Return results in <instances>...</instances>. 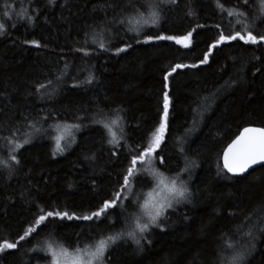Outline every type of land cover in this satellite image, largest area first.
<instances>
[{"label": "trees", "instance_id": "16d2710c", "mask_svg": "<svg viewBox=\"0 0 264 264\" xmlns=\"http://www.w3.org/2000/svg\"><path fill=\"white\" fill-rule=\"evenodd\" d=\"M7 2L16 6V12L27 9L32 14L33 9H38L41 15L34 24L17 16L2 17L5 0H0V22L7 28L0 36V126L3 127L20 123L24 116L35 115L41 108L55 110V119L66 115L65 109L81 105L92 108L100 102L101 106L125 108L126 131L130 137H138L157 122L165 71L175 63L198 64L216 34L215 30H199L189 49L172 41H157L133 44L119 56L114 55V48L112 52L101 51L82 62L79 58L82 54L69 50L80 46L76 42L84 39L90 25L105 19L111 21L119 14L120 8L112 0H56L54 6L48 0ZM185 3L195 8L196 19L185 17L181 4L161 22L167 34H181L196 22L211 24L218 19L213 17L211 0H185ZM125 27L111 28L113 44L122 46L123 40L132 42L136 33L125 32ZM257 27L264 31V24L258 23ZM159 30L155 26L143 29L148 33ZM31 40L40 41L42 46L25 43ZM63 53L68 54L66 58L75 64L76 71L81 67L89 69L97 80L75 90L69 81L60 94L50 99L39 100L31 95L30 86L35 81L52 77L57 66L64 67L60 59ZM69 72L75 74L72 69ZM86 74L79 71L81 79ZM170 81L174 110H170L171 138L165 149L169 155L178 152L181 138L193 125L197 102L200 110L207 109L203 122L197 118L198 131L191 134L185 145L199 164L190 185L194 195L191 203L179 205L174 212L169 210L167 230L155 229L148 236L151 245L145 243L144 249L138 250L131 240L120 242L122 246L115 248L111 264H211L221 236L232 235L238 228L247 231L251 226L249 221L257 223L264 217V168L246 178L217 175L220 154L237 131L244 126L264 125V49L235 45L215 50L208 64L179 70ZM76 138L78 143L64 155L52 156L54 141L38 135L26 146V151L22 150L24 156L16 170L9 172L0 167V237H16L21 227L26 226L25 221H30L36 213L37 204L48 210H51L49 205H56L80 214L94 209L114 189L122 163L110 158L111 145H102L100 133L92 129L77 133ZM92 152L97 160H84ZM6 158V151H0V159ZM64 223L69 236L79 230L78 226L95 227L82 221ZM22 243L18 250L0 254V264H37L34 258L38 254L29 251L36 241ZM248 260L249 264H264V238L255 241ZM39 264L45 261L39 260Z\"/></svg>", "mask_w": 264, "mask_h": 264}, {"label": "snow or ice", "instance_id": "6c2138e0", "mask_svg": "<svg viewBox=\"0 0 264 264\" xmlns=\"http://www.w3.org/2000/svg\"><path fill=\"white\" fill-rule=\"evenodd\" d=\"M39 2V0H36ZM120 8L118 15L109 20H101L89 26L84 33V39L77 41L79 47L73 46L69 51L82 54L79 58L98 56L101 51L112 52L119 56L128 52L133 44H153L157 41H172L185 49L192 48L194 34L199 30H215V35L202 54L198 64L175 63L170 70L165 71L162 84V105L157 122L147 131H141L138 137H130L126 131L127 110L122 106H101L100 102L92 108L78 106L65 109L66 115L53 118V111L41 108L35 115L29 113L20 123L13 122L7 127L0 126V151H6L7 158L0 159V167L12 172L21 165L26 146H30L38 135L54 141L51 155L64 153L77 144V133L92 129L100 133L101 144L111 145L110 158L120 160L122 167L117 173L118 179L113 190L100 204L87 212L77 214L75 210H63L56 205H49L51 210L36 205L37 211L30 221H25L16 237H0V254L10 253L23 246L22 242L36 241L29 249L37 253V264L44 260L45 264H111V257L120 242L131 240L143 250L145 243L152 244L148 238L155 229L166 231L169 210L173 212L181 204L191 203L192 173L199 164L192 159L185 145L195 131L197 118L204 120L207 109L200 110L197 102L193 109L195 117L193 125L187 129L185 137L180 140L178 152L169 155L165 149L170 134V110H174L173 97L170 95V77L185 68H198L208 64L209 57L215 50L235 45L257 46L264 49V31L257 24H264V0H211L213 17L209 24L196 22L181 34H167V29L161 28V22L175 9L184 4L185 17L196 19L195 8L185 3V0H112ZM49 5H55L56 0H48ZM255 5V7L253 6ZM15 5L5 0L2 17L12 19L17 16L34 24L41 15L40 10L33 9L32 14L27 9L15 11ZM209 17V19H213ZM114 25L127 27L125 32H134L135 36L122 41V46L113 44L111 28ZM15 26V25H13ZM145 26H155L159 31L144 32ZM7 31L6 24L0 22V36ZM143 38H140V37ZM107 41V43L105 42ZM39 48L38 40L25 41ZM46 46V45H45ZM67 53L61 54L64 67L57 66L52 77L35 81L31 86V95L39 100L50 99L60 94L71 81V89H80L92 85L97 77L89 69L81 67L79 71L87 74L83 79L76 71L75 64L69 61ZM256 59H260L257 57ZM94 67V66H91ZM69 69L73 73L70 74ZM259 71V69H257ZM52 121V123H49ZM47 125V127L45 126ZM98 126V127H93ZM140 126L137 125L139 130ZM132 139V143H129ZM123 141V144L121 143ZM86 161H96L97 155L92 152L84 156ZM221 163L217 165V175L224 173L229 178H246L260 168H264V125L244 126L230 139L220 154ZM175 161V163H173ZM187 175V179L185 176ZM144 189H148L145 193ZM264 207V205H262ZM66 208V206H65ZM66 221L89 222L95 227L85 229L78 226L71 236L65 231ZM247 231L238 228L232 235L225 233L219 238L215 259L211 264H249V256L255 248V241L264 238V217L257 223L249 221ZM239 236V238H237ZM43 237L42 239H38ZM43 253V255H39Z\"/></svg>", "mask_w": 264, "mask_h": 264}, {"label": "rangeland", "instance_id": "374dc122", "mask_svg": "<svg viewBox=\"0 0 264 264\" xmlns=\"http://www.w3.org/2000/svg\"><path fill=\"white\" fill-rule=\"evenodd\" d=\"M146 192H147V191H146ZM146 192H145V193H146Z\"/></svg>", "mask_w": 264, "mask_h": 264}]
</instances>
